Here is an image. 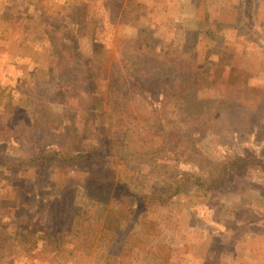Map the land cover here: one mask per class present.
Returning <instances> with one entry per match:
<instances>
[{
	"label": "rangeland",
	"instance_id": "1",
	"mask_svg": "<svg viewBox=\"0 0 264 264\" xmlns=\"http://www.w3.org/2000/svg\"><path fill=\"white\" fill-rule=\"evenodd\" d=\"M263 104L264 0H0V264H264Z\"/></svg>",
	"mask_w": 264,
	"mask_h": 264
},
{
	"label": "trees",
	"instance_id": "2",
	"mask_svg": "<svg viewBox=\"0 0 264 264\" xmlns=\"http://www.w3.org/2000/svg\"><path fill=\"white\" fill-rule=\"evenodd\" d=\"M234 73V72H233ZM191 80V79H190ZM190 90L191 91H193L194 90V87H192V86H190ZM195 90H198V89H196L195 88ZM263 91V90H262ZM264 105V104H263ZM264 108V107H263ZM90 154L89 153H87L85 156L87 157H75V158H71V160H77L78 159V161H80V160H82V159H84V158H86V160H87V162H89V163H92V157H90L89 156ZM53 157V156H52ZM55 158V157H54ZM68 161V160H67ZM93 167V166H92ZM92 170H93V168H92ZM91 170V173H89V177L88 178H90V179H92V181H97V179L98 178H100L101 177V175L100 174H98V173H96V172H93ZM93 175H95L96 177H92ZM101 185V184H100ZM57 186V185H56ZM103 187H106V183L104 184V185H102ZM112 189V188H111ZM68 190H70V188L69 187H63L62 189H61V192H66V191H68ZM115 191V190H114ZM114 191H112V192H114ZM109 194H110V192L109 193H107V196H109ZM119 206H122L121 204H119Z\"/></svg>",
	"mask_w": 264,
	"mask_h": 264
}]
</instances>
